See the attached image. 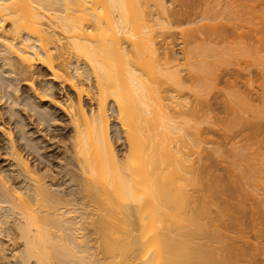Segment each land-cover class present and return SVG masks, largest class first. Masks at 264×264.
I'll list each match as a JSON object with an SVG mask.
<instances>
[{"label":"bare ground","instance_id":"1","mask_svg":"<svg viewBox=\"0 0 264 264\" xmlns=\"http://www.w3.org/2000/svg\"><path fill=\"white\" fill-rule=\"evenodd\" d=\"M169 2L0 0V71L20 76L32 89L37 80L45 82H39L36 93L41 99L53 87L34 78L41 72L37 65H43L61 88L67 83L76 94L59 105L71 130L60 137L68 156L59 162L65 164L53 163L45 141L36 140L35 129L23 118L18 132L9 129L6 152L0 147V264H264V146L240 154L264 133V124L255 121L259 115L252 112L264 106V83L259 94L249 91L254 85L242 94L255 114L244 144L228 137L225 145H237L230 152L253 161L248 173L240 177L227 171V183L216 175L191 178L202 163L199 174L209 169L211 157L203 144H216L210 138L214 130L202 127L210 122L198 115L202 95L185 93L195 76L213 73L206 60H191L217 48L191 47L207 44L209 38L202 35L211 24L181 32V58L159 46L158 39L174 28ZM196 20L190 14L183 19L191 26ZM232 28L237 29L225 30L233 32L227 37L234 45L241 27ZM254 32L249 36L254 38ZM250 40L238 41L234 50L230 44L229 55L237 62L242 53L249 56ZM19 84L10 83L16 88L10 94L11 116L24 103L40 124L55 120V112L41 109L44 104L33 95L20 101L24 91ZM5 98L0 85V101ZM112 133L123 141V152ZM65 178L70 190H60ZM193 185L202 193L197 200L190 193ZM244 191L256 205L229 202Z\"/></svg>","mask_w":264,"mask_h":264},{"label":"rangeland","instance_id":"2","mask_svg":"<svg viewBox=\"0 0 264 264\" xmlns=\"http://www.w3.org/2000/svg\"><path fill=\"white\" fill-rule=\"evenodd\" d=\"M253 5L255 6L253 7ZM168 6L173 11V15L171 16V19H172V22L174 23L173 24L174 28L171 30L170 34L169 33L165 34L161 38L158 39L159 46L164 45L165 47H168L169 49L175 51L178 57L181 58L183 57V49H184L183 48L184 39L182 38L181 32L186 29H190V30L192 28L196 29L198 26H201V24L202 25L208 24L207 27H209V25L211 24V29L210 30L204 29L206 32L204 35H202V36H207L209 38L207 44H204L200 41L198 43L192 44L191 47L197 48V49L201 48L199 49V51L202 50V48L205 46L217 48V51H208L207 55L195 54L193 55V59L191 60L192 62H196V63L201 60H206L207 61L206 65L211 68V71L213 73L211 76H207L203 74H199L198 76H195L192 79V81L189 82V87H191V90L187 89L185 93L188 96L190 95V97H192V95H194L195 93H199L200 95H202L201 101L204 100L205 103H203V105L200 107L201 111L199 112L198 115H202L206 117V119L210 122V123H206L202 125V127L212 128L214 132L210 135V138L216 141V144H203L204 148L208 150L206 156L210 154L209 157H211L206 162V165H209L208 171L202 176L201 174H199L198 171H199V167L203 166V163L199 166L196 165L197 167L194 168L193 173L191 174V178L201 179L202 177L209 178V177L216 175V176L224 177L225 180L223 183H227L229 182V179L227 178V171H230L231 173L234 172L235 174L240 175V177L241 176L243 177V175H246V173H248V169H249L248 166L253 161L243 160L239 156L236 157L234 154L237 151H235L234 153H231L230 150L232 148L236 149V147H238L237 145H232L231 143L228 146H225V145H227L226 142L228 141V137H235L234 142H239L238 145L244 144L243 141H244L245 136L250 133V131L248 130L250 129L248 127H250L252 124L250 122L255 120V117L253 118L254 113L256 115H259L260 117V119L258 117V119L255 120L256 123L258 122L260 124H264V120H263L264 113L262 114L263 116L261 115V113L264 110H262L260 113V107L264 109V106L263 105L259 106L258 105L259 103H257V105L259 106L258 107L259 109L252 108L253 109L252 112L255 111L254 113H252L248 111V108H249L247 106L248 104H246V102L242 98L243 97L242 94L246 93L248 88H250L249 86L251 85H254V87L251 86L252 89H249V91L251 92L255 91L257 92V94L262 92L261 91L262 89L260 87L264 83V79H263L264 75L263 77H261L262 74L264 73L262 71V69L264 68V67L262 68V66H264V35H263L264 34V21H263L264 19H262V17L260 18V16L263 15L264 17V0H255V1L254 0L252 1L251 0H171V2L168 3ZM251 7H253V9ZM251 11H253L252 13L254 15H258L257 18L256 16L254 17L255 20L253 19V21L258 22V23L255 22V24L257 23L256 26L253 21L249 20L250 18L252 19V17L254 16L252 15V13L251 14L249 13ZM188 14H190L191 19H194V20L197 19L196 21H200V22L196 25H192V26L188 25L186 21L185 22L183 21L185 16H187ZM261 19H262V22H261ZM249 21L250 23L251 22L253 23L249 24ZM260 22L263 23L262 29H261ZM251 25L253 27L254 26L257 27L258 25H260V27L258 26L259 29L257 28L256 30V28H251L252 27ZM232 26L238 27V29L239 27H241V29L238 31V35L240 37L238 39H236L235 37V40L237 41V43H239L238 41H241V45H244L242 44V42L243 41H244L243 43L248 42L250 38L253 40L256 38L255 40L257 41L256 42L255 40L254 41L250 40L248 45H250L251 42L252 43L254 42V44L252 47H249L250 49H248L250 51L249 56L248 55H247L248 57L246 56L248 59L245 57V55L243 56V53H242L241 56L242 58L243 57L244 58L243 59L241 57L240 58L243 61H240V58H239V61L237 62L236 58L233 57L235 55H232L231 57L229 55L231 51L227 50L228 46L231 44V43L229 44L231 40L228 39L227 34L232 32L233 29H235V28H232ZM229 27H230V30L232 31L226 33V30H229ZM260 29H261V32H260ZM254 30L256 31L257 35H255ZM239 32H241V34H239ZM252 32H254L252 35L254 38L250 37L251 36L250 34H252ZM232 33L230 36H233ZM245 35H247L246 38H249V39H246L244 37ZM241 37L244 40L243 39L241 40L240 39ZM231 38L232 40H234L233 37ZM237 43L235 42L234 45H232L233 44L232 43L231 46L236 47ZM240 47L242 48V46H239V48ZM241 48L239 49L240 51H241ZM231 49L234 50V47ZM237 53H240V52H237ZM260 61H262L263 64ZM236 62L237 64L240 63V66H237ZM40 70H41L40 74L41 73L42 74L40 75L38 73L35 75L34 78L35 79L37 78L39 80L44 79L49 85L53 86V87L51 86L52 90L51 92H49V96L41 98V99H37L38 95H36V93L37 94L39 93L38 89H40V86H39L40 81H38L37 79L36 81L34 79L36 81V84L34 82L33 87L35 88L32 89V87L31 88L28 87L30 86V84L27 82V80L20 82V79H19L20 76H16L14 74H9V73H8L9 75L7 76L6 75L7 73L3 74V72L0 71V85L2 87L3 93L6 95V98L0 101V147H4L3 151L6 152V149H7L6 143L9 142L8 131L9 129H13L15 133L18 132L19 129H21L20 125L22 126L21 120L23 118V121H25V123L28 122L29 127L35 129L36 133L39 130L37 134L36 133L34 134V137L36 138V140L45 141L44 144L48 146V152H50V157L53 160V163L56 165L57 163L61 164V162H59L61 158L68 156L63 148L64 144H62V142L60 141L61 139L60 137H62V135H68V133L71 132L70 127L68 126V122H69L68 117L64 114V112L62 111V107L60 106H63L66 103L68 97H74V96L76 97V94L73 91L72 87L67 83H64L63 87L61 88L58 82H56L55 80H52V75L50 74L48 69L44 67L43 65H39V66L37 65V71H40ZM185 74L186 73H184L183 75ZM250 80H253V81H250ZM11 81L14 82V85L20 83L19 84L20 88L21 87L23 88L24 95L21 97L20 101L24 99L25 95H28V96L33 95L36 98V101L40 100L39 102H41V104H44L43 108L41 109H45L46 111L49 109L52 112H55V115H54L55 120H51L46 126H44L43 124H40L39 121H37V117L33 116L34 113L31 112L30 110H27V108L24 106V103L23 105H19V107L15 106L17 112L12 117L11 112H10V109H11L10 105L13 106L14 102H13V99L10 97V94L14 93L16 88L14 86L13 87L10 86ZM40 84H45V82L42 81V83L40 82ZM262 88H264V85ZM256 90H258L259 92ZM255 92L253 93V95L256 94ZM21 93L22 91L19 92L18 95L20 96ZM254 97H256V95ZM38 98H40V96ZM50 101L51 102L53 101V102L51 103ZM84 104L86 108L90 110V107H91L90 102L85 99ZM26 112H27V115H26ZM247 117L249 118V120H247L248 119ZM18 121H20V123H18ZM112 121L114 122L112 126L117 124L115 117H112ZM52 124H54V126ZM18 136H20V134H17V138ZM54 136L55 138L53 139ZM112 136H113V140L116 142V147L118 148V150L120 152H123L125 149V146L123 145V141L116 140L115 133H112ZM258 139L259 138L257 137L256 140L258 141ZM260 139L261 140H259L258 142L264 140V133L262 134ZM217 141L222 142V145L221 146L218 145ZM21 142L22 141H20V143ZM252 142H255V139H253ZM252 142L250 141L249 143H252ZM258 142L253 143L252 146H250L248 150L240 154H246V155L252 154L253 151L259 150L260 147H263L264 145L263 144L261 145V143H258ZM216 149L217 150L220 149V150L216 153ZM6 158H8L7 160H9L10 157H5L4 159ZM8 163L9 161H6V162L2 161L1 165H5ZM63 164L65 163L63 162L61 165ZM60 169L61 168H59V170ZM54 170H56L57 172L58 168H56L55 166ZM233 178L237 179L239 177H236V178L233 177ZM254 183H256V181H254L252 185ZM68 184L69 186H67ZM71 185H70V180L68 181L65 178L63 181V185H61L62 187L61 186H60L61 188L59 186L57 187L58 189L60 188V190L63 189L64 187L70 190L71 188H68V187H72ZM240 185H242V183H240ZM189 189H190V193L193 194L194 199L196 200L202 194L201 192L198 191L199 189L198 186L193 185ZM250 195H251L250 193H247L246 191H244L243 193L239 194L238 198L234 200L233 199L229 200V202L233 204L236 203L238 206H244L246 208H250L252 204L256 205L255 204L256 201H254V198H252V195L251 196ZM196 200H192V204H191L192 206L196 204L194 203L196 202ZM212 208L214 210H217L216 205H214Z\"/></svg>","mask_w":264,"mask_h":264}]
</instances>
